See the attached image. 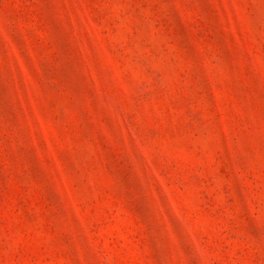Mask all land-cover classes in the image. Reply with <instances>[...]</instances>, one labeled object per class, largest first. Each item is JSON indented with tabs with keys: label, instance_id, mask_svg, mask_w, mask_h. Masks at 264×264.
<instances>
[{
	"label": "rangeland",
	"instance_id": "374dc122",
	"mask_svg": "<svg viewBox=\"0 0 264 264\" xmlns=\"http://www.w3.org/2000/svg\"><path fill=\"white\" fill-rule=\"evenodd\" d=\"M0 264H264V0H0Z\"/></svg>",
	"mask_w": 264,
	"mask_h": 264
}]
</instances>
